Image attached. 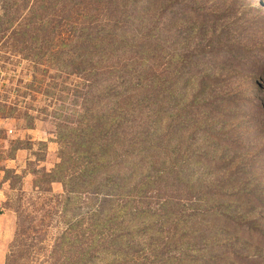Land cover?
<instances>
[{"label":"rangeland","instance_id":"rangeland-1","mask_svg":"<svg viewBox=\"0 0 264 264\" xmlns=\"http://www.w3.org/2000/svg\"><path fill=\"white\" fill-rule=\"evenodd\" d=\"M17 4L46 24L35 41L0 24V264H264V0ZM76 17L88 29L70 30ZM99 32L114 41L91 63L115 69L73 70L84 48L67 39ZM120 75L135 77L131 131L149 147L134 189L66 188L52 170L67 153L75 178L81 160L64 125L108 110Z\"/></svg>","mask_w":264,"mask_h":264},{"label":"trees","instance_id":"trees-1","mask_svg":"<svg viewBox=\"0 0 264 264\" xmlns=\"http://www.w3.org/2000/svg\"><path fill=\"white\" fill-rule=\"evenodd\" d=\"M25 2L26 6H29V10L26 15H34L36 11L41 7L42 2L47 0H20ZM9 0H0V24L4 18L10 22L9 27H13L9 35H6L8 40H15V37L19 34L25 35L30 33V40L35 41L42 26L41 30H44L46 20L35 22L34 26L24 22L25 16L17 15L16 13H10L8 7ZM14 4L18 6L17 0H14ZM23 5V4H22ZM24 9V8H23ZM16 14V15H15ZM72 26L69 25L70 30L73 29H88L85 27V23L76 17L72 21ZM75 24V25H74ZM68 25V24H67ZM113 37V36H112ZM110 36H100V32L95 37H90L86 42H80L78 39L69 37L67 40L69 43L77 42L83 44V51L85 54V60L78 63L75 59L72 60L70 65L73 70H81V68L89 69V72H100L104 69H115V65L108 67H97L91 63L93 49L98 47H110L114 39ZM63 40V39H62ZM66 40V39H65ZM84 66V67H82ZM83 69V70H84ZM127 72L126 74H128ZM134 76V75H133ZM119 81L109 83L106 87L108 91H114L115 88H122L119 96L112 98L111 101H107L108 110L97 111L100 113L97 117L90 115L89 119H86L84 123L79 127L73 128L71 125H64L63 135L60 137L66 140L65 137L69 132L74 133V140L77 142L79 153L78 158L81 160L80 175L72 178L66 175L67 164L70 157L67 153H63L61 161L52 170L55 180L62 181L64 186L78 189V186L82 188L89 195L103 194L105 196L121 195L126 196L134 189L132 180L134 173L137 172L138 165L132 160L136 150L139 149L142 155H148V145L144 137H137L136 132L131 131L133 129V114L136 112L140 103L138 104V98L134 93L133 86L135 77H131L125 80L123 75L119 76ZM137 85L141 84L139 79ZM90 88H94L98 81L96 78H89ZM135 86V85H134ZM119 90V89H118ZM133 90V91H132ZM115 95V94H114ZM110 109V110H109ZM89 111V110H88ZM86 116V115H85ZM67 120V119H65ZM138 133V132H137ZM70 137V136H69ZM64 142V141H63ZM142 157V156H141ZM123 167L125 171L123 173H111L114 169H120Z\"/></svg>","mask_w":264,"mask_h":264}]
</instances>
